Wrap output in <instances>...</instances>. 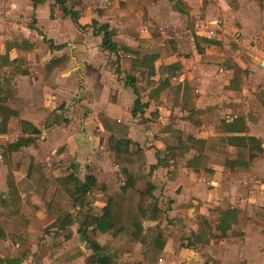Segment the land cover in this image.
I'll use <instances>...</instances> for the list:
<instances>
[{
  "label": "crops",
  "instance_id": "1",
  "mask_svg": "<svg viewBox=\"0 0 264 264\" xmlns=\"http://www.w3.org/2000/svg\"><path fill=\"white\" fill-rule=\"evenodd\" d=\"M126 1L97 0L94 8L87 0H81L79 4L68 1L67 7L76 11L77 16L80 9L89 13L92 23L94 20H97L99 24L108 23L112 29L118 30L114 40L118 39L131 48L139 46L146 48L150 42H141L142 40L152 39L154 42L156 41L157 45H163L166 40L170 39L176 41L177 51L173 55L165 58L160 57L155 61L153 76L148 78L144 68H139L136 71L135 75L139 81L137 84L138 93L135 92L132 85L127 83L125 57H130V54L124 57L120 52L121 56L118 57L116 53L103 49L101 46L102 35L94 33L92 23H87V25L82 23L87 22L84 16L81 17L82 22L80 23L79 16L78 19H73L70 14H65L64 6L60 4L56 5L55 14L51 16L50 6L55 0H47L42 3H35L34 0H0V82L1 86L11 93L8 98L9 104L15 109H22L27 105L43 104L51 111L64 113L70 123L69 126H65L68 123H63L45 127L44 120L41 119L36 124L41 133L32 134L33 144L24 145L13 152L0 146V186L2 189H0V194L5 196L10 193L12 196L10 199L15 200L14 205L0 206V210L15 209L20 201H25L23 192L28 186L24 180L27 168L20 165L25 156H33L35 161L47 165L57 178L74 173L80 179L85 180L78 175L77 171L84 169L86 172L89 167V172L86 175H94L98 182L104 181L107 172H112L119 181H123L124 175L113 163L115 154L109 147L111 133L105 130L99 119V114L103 113L111 121L116 120L122 125H127L128 137L145 149L147 164L143 169L141 179L137 182V188L146 192L148 185H154L151 193L153 197L150 194L144 196L148 202L153 201L155 197L167 211L157 222L148 223L157 231L162 230L169 235L161 264L177 263L180 254L185 262L183 264H209L201 254H195L197 247L208 244L214 239L228 240L231 236L244 237V239L240 241L241 243L236 246V249L225 252L226 257L233 256L232 258L237 257L238 259L240 256L239 262L244 261V264H262L264 254L260 251L264 247V221L257 218V212L264 211V153L258 160L256 158L249 164L225 163V165H218L217 161H211L208 166L211 168L209 172L205 168L195 170L187 166V161L197 152L195 149H191L180 158L176 165L169 167L161 165L154 170H151V167L158 164L159 156H165L166 147L161 141V137L169 136L170 132L179 131L184 139L189 135L203 139L227 135L219 124L208 122L204 113L209 110L217 114L218 119L227 121L234 119L238 114L244 116L249 127V132L245 135L261 138L264 146V113H262L264 110V0H169L175 12L186 16L188 20L191 18L193 21L190 28L186 27L185 32L187 35L189 34L188 38L191 40L193 54L200 62L206 63L201 68L204 70L203 74L191 82L185 81L186 74H183L181 64L178 61H173L179 50L176 38L169 35L164 29L165 25L151 31L148 26H152V22L148 26L146 25L145 29L135 27L132 21L136 16L133 15L140 16L138 9L142 6V0H135L132 9L127 14L122 7ZM232 1H234L233 4H231ZM44 5H47V16L50 18L47 19L48 23L50 20L54 21L53 24L57 31H63L66 34L61 41L53 38L52 34L45 31L43 24L41 25L40 8ZM237 22L240 27L236 26L235 31L233 26ZM218 23H220L219 26ZM81 24L87 26V32L83 34L77 27V25L82 26ZM137 24L139 25V23ZM214 29L216 33L210 34V31ZM135 34L137 36H134ZM44 35L47 39H51L55 45L62 47L51 49L49 44L44 41ZM234 35L240 37L236 39L239 44H245L250 48L248 51L250 59L259 60L258 62L248 67L239 60L240 58H236L234 49L231 50L232 53L224 54L223 50L229 47L233 39L231 37ZM237 52L240 53L241 49ZM64 55L70 56L66 69L56 73L51 80L47 81L46 65L53 58ZM221 57H225V60H220ZM112 60H117L115 65ZM233 61L249 72L247 86L239 91L229 88L231 80L236 74L234 67H230ZM171 64H177L179 67L175 73L168 68ZM118 69L120 72H117ZM165 83L168 84L165 85ZM186 83L190 87L191 95L192 90L199 93L195 110L198 113L203 111L201 114H203L204 122L193 120L190 116L193 111L186 108L189 106L183 100V88ZM178 85L182 87L181 92L174 100L178 103L176 102L175 105L168 103L171 87ZM142 86L145 87V92H142ZM142 95H146L145 99ZM138 97L147 106L134 115L133 108ZM65 102L68 103L65 104ZM73 102L76 105L69 107L72 108L71 113L64 112L69 106L68 104ZM252 108L253 111H251ZM181 111H185L186 114L183 115ZM258 111L260 113H257ZM75 112H77V117L81 115L80 118H77L80 126L72 125L75 123L74 120L71 121L72 114ZM177 114L181 117L185 116V120L181 121V124L172 125L171 122H168L170 116ZM153 115L159 118L154 120L156 118H152ZM21 120L17 117L10 118L9 130L6 133H0L2 143L10 144L17 142L20 138L29 137V134L22 129ZM193 123L198 126L201 124V130L197 128L196 131L192 130L195 128ZM77 127H80V130L75 135L73 143L66 141L68 137L59 132L64 128L76 130ZM64 145L67 148L64 149L62 147ZM229 151L230 155L234 157L236 149L231 146ZM70 153L73 155L71 156ZM12 161L15 168L11 166L12 172L7 176V162L11 165ZM16 173L21 176L18 177ZM52 188L54 190L51 194ZM57 188V185L50 186L45 199L51 200ZM225 199L237 209L238 220L231 224L227 236L221 238L217 237L221 235L217 230V224L221 217L220 211L225 205ZM90 200L91 208L86 209L85 214L92 212L95 207L103 209L108 201L106 194L99 189L93 190ZM242 207L247 208L250 212L249 216L262 224L260 230L252 226H244ZM209 208H214L219 215L216 225L213 226L206 216L196 222V216L200 211ZM70 210L71 208L68 212ZM74 210L78 211L74 213ZM80 213L81 211L76 208L72 211L76 223L73 225L71 238L61 239L63 248L58 251L59 254L57 253L59 255H57L58 264H62L59 259L60 255L74 247L79 246L83 251L91 253L78 232L77 221L81 217ZM206 221L212 228L211 235L213 236L209 235L210 241L200 244L194 242L190 247L182 248L178 255L175 247L171 246L176 245L179 233L183 230L187 232V238H190L193 233H198L203 229ZM239 226L241 230L237 231L236 228ZM75 233L80 235V244L67 248V242L73 239ZM7 234L9 239L0 240V242L13 240L15 235L10 237L8 231ZM39 235L37 239L39 238L40 244ZM104 236L108 239V234ZM29 242L31 241L26 244ZM137 248L139 249L140 245ZM89 254L87 253L86 256L88 257ZM84 255L85 253L81 256ZM76 259L66 264L75 262ZM25 261L26 259L22 261V264ZM233 261L221 260V264H236L238 262V260ZM217 262L220 264L219 260ZM210 264H214V261H211Z\"/></svg>",
  "mask_w": 264,
  "mask_h": 264
},
{
  "label": "trees",
  "instance_id": "2",
  "mask_svg": "<svg viewBox=\"0 0 264 264\" xmlns=\"http://www.w3.org/2000/svg\"><path fill=\"white\" fill-rule=\"evenodd\" d=\"M34 1L35 3H42L47 0ZM68 1L73 4L81 2V0H55L50 6L51 16L55 14L56 5L60 4L64 6L65 14H70L73 19H78L77 12L67 7ZM135 2V0H127L125 5L122 6L126 14L132 9ZM92 25L94 33L102 35L101 46L103 49L116 53L118 57L121 56L120 52L124 57L130 54V57H125L127 83L134 87L136 93H138L137 84L139 83L135 75L136 71L139 68H144L147 71L146 76L150 78L155 74V61L160 57H169L177 51V43L173 39L166 40L163 45H157L156 41L154 42L152 39L142 40L141 42H150L146 48L141 46L131 48L118 39L114 40L118 30L112 29L108 23L99 24L97 20H94ZM44 41L49 44L51 49L62 47L61 45H55L45 35ZM219 59L225 60V57ZM69 60V55L53 58L45 67L46 80H51L56 73L65 70ZM231 65L230 67H234L236 74L231 80L229 88L239 91L247 86L249 72L235 61ZM168 68L175 73V70L179 67L177 64H171ZM117 72H120V69ZM181 90L180 85L171 87L167 102L175 105L177 101L174 102V100ZM9 96H11L10 91L4 89L0 82V133H6L9 130L8 124L11 117H17L22 119L23 131L29 134V137L20 138L17 142L10 144H4L0 141V146L6 147L10 152L17 151L24 145L34 143L32 134L41 133L36 125L39 120H44L45 127L68 122V119L62 113L51 111L43 104L27 105L22 109L12 108L8 102ZM190 96V87L186 83L183 88V100L186 101ZM146 106L147 104L143 103L138 97L135 101L133 114L137 115L139 110ZM210 111L206 112L208 122L219 124L227 135L208 139L189 135L184 139L182 133L178 131L172 132L169 136L161 137V141L166 147L165 156H159L158 164L153 165L151 170L161 165L166 167L176 165L180 158L185 156L191 149H195L197 152L187 161V166L195 170L205 168L209 172L211 169L208 166L211 161L224 160L225 163L233 165L249 164L264 153L261 138L249 134L245 135L249 132V127L244 116L238 114L234 119L227 121L226 119H218L216 114ZM199 113H203V111ZM99 119L105 130L111 133L109 147L115 154L113 163L121 170L125 177L124 180L119 181L112 172L105 173L103 182H98L92 174L86 175L85 180L80 179L74 173L57 178L51 173L47 165L35 161L33 156H25L20 163V165L27 168V175L24 180L28 183V186L23 192L24 199L33 211H41L53 219L51 227L57 229L53 233L52 253L63 248L62 238L69 239L73 234V225L76 221L73 214L68 212L69 207L72 206L81 211V217L77 221L79 224L78 232L81 234L86 247L91 251L87 257L88 264H161L160 261L169 236L164 231L158 230L155 237L151 238L147 234L146 225L148 222H157L165 211L155 197L153 201L146 205L142 203L144 195L150 194L152 196L154 185H148L146 192L137 188V182L141 179L143 169L147 164L145 149L128 137L127 125H122L116 120L111 121L103 113L99 114ZM231 146L236 149L234 157L230 155L229 147ZM52 185H57L58 188L54 197L47 200L45 195ZM95 189H99L106 194L107 204L98 214H85L84 211L91 208L90 197ZM11 197L10 193L5 196L0 194V206L14 205L15 200L10 199ZM224 203L217 224V230L221 233L217 237L221 238L227 236L231 224L238 220L237 209L232 207L227 199ZM257 218L264 221L263 210L257 212ZM211 230V225L206 221L200 232L193 233L188 238L186 246L190 247L194 242L198 244L208 243L210 236H213ZM105 234H108V239L103 242L101 238ZM38 235L37 227L33 223L27 222L26 230L19 235H15L13 240L15 243L26 244ZM8 239L6 228L0 223V240ZM138 245H140V248L135 250ZM83 254V249L77 246L62 253L59 259L62 264H66ZM23 260L24 257L17 259L0 255V264H22Z\"/></svg>",
  "mask_w": 264,
  "mask_h": 264
},
{
  "label": "rangeland",
  "instance_id": "3",
  "mask_svg": "<svg viewBox=\"0 0 264 264\" xmlns=\"http://www.w3.org/2000/svg\"><path fill=\"white\" fill-rule=\"evenodd\" d=\"M87 1L90 3V6L92 8H94L95 5L97 4V0H87ZM233 3H234V1L231 2V4H233ZM141 5L142 6L139 7V9H138V13L140 16L133 15L136 17L132 21V24L135 25V27H142L143 29H145L148 26V24H150V22H152L153 25L148 26L150 31L158 29L161 25H165L166 28H164V29H166V31L169 33V35L173 36L178 41L179 50L176 53L177 56H175L173 58L174 59L173 61H178L181 64L182 72H183V74H186L185 81L191 82L194 79H198V76L203 74V71H204L203 69H201V68H203L202 65H205L206 63L200 62L199 59L196 58V56L191 51V45H190L191 40L188 38L189 34L187 35L185 32V30L187 28H190V25L193 24V21L191 20V18H190V20H188V18L186 16L175 12L172 9L171 3L169 2V0H142ZM40 9H41L40 10V16H41V22H42L41 25L43 24V28L45 29V31H47L49 34H52L51 36L53 38H56L57 40L61 41L63 36L66 34L63 31L62 32L57 31V29L55 28V25L53 24L54 21L50 20V23H48L47 19H50V18H49V16H47V5L42 6ZM60 15H63V13H60ZM89 15H90L89 13H86L85 11L83 12L82 9H80L78 12L79 22L80 23L82 22L81 17L84 16L85 20L87 22H82V23H85V25H87V23L91 24L92 18H90ZM56 17H57V15H56ZM137 23H139V25ZM81 25L82 26L77 25V27H78L79 32H81L83 34V33L87 32L86 31L87 26H85L83 24H81ZM236 26L240 27V24L238 22L234 24L233 28L235 31L237 29ZM70 33H71V31H70ZM134 36H137V35L135 34ZM231 38H233L235 40L232 39V42L229 44L230 48L228 47V48L223 50L224 54H226L227 52L230 53L231 50L234 49L235 51H233V52H235L236 58H240L239 60L241 62L243 61L248 67L252 66L253 64H255L256 62L259 61V60L253 61L250 59V54L248 53L250 48H248V46L245 44H241V43L239 44V42H237L236 39H239L240 38L239 36L234 35ZM79 40H80V38H79ZM249 45L252 46L253 44L252 45L249 44ZM235 47H237V48H235ZM239 49H241L240 53L237 52V50H239ZM112 62H113V65H115L117 60H112ZM171 79H172V77H171ZM173 81H175V80H173ZM144 88H145L144 86L141 87V89L143 90L142 92H145ZM78 92H79V90H78ZM198 94L199 93H197L195 90H192V95L190 96L189 99H186L185 104L189 105V106H186V108H190V111H193L190 114V116H191V118H193V120H199V121L204 122V119L202 118L203 114L198 113L197 110H195V104L199 98ZM145 96L146 95H142V97L144 99H145ZM71 99L73 100V98H71ZM66 103H68V102H65V104ZM68 105L69 106L66 107L64 112L66 111V112H69L68 114H70L72 108H69V107L74 106L76 104L73 102L71 104L69 103ZM259 109H260V107H259ZM251 111H253V108ZM181 112H183V115L186 114L185 111H181ZM210 112H212V111H210ZM257 113H260V111H258ZM262 113H264V110H262ZM204 114H206V113H204ZM63 115L65 116L64 113H63ZM72 116H73V118L71 119V121L74 120V122H75L72 125L80 126V122L78 123L77 118H80L81 115H79L77 117V112H75L72 114ZM152 118H156L154 120H157L159 117L153 115ZM184 120H185V116L181 117V116H179V114H177V115L170 116V119L168 122H171L172 125L173 124L175 125V124H181V121H184ZM200 123H202V122H200ZM69 124L70 123L66 124L65 126H69ZM193 126L195 128H192V130H195V131H196V128L201 130V127H202L201 124L199 126L194 124ZM79 130H80V127H77L76 130H74L73 128H68V129L64 128V129H60L59 132L64 134L66 137H68L66 139V141H70L73 143L75 141L74 137H75V135H77L79 133ZM170 133H172V132H170ZM184 133L187 134V132H185V131H184ZM164 137H166V136H164ZM74 145H76V144H74ZM62 147L64 149L67 148L66 145H64ZM70 155L72 156L73 154L70 153ZM258 159H259V157L257 158V160ZM214 162H216V161H214ZM7 164H8V168L6 167L7 176H9V173L12 172L11 166H12V168H15V165L13 164V161H12L11 165L9 162H7ZM216 164L225 165V162H224V160H219V161H217ZM89 169L90 168L88 167V170L86 172H84L85 171L84 169L77 171L78 175L81 176L82 178H85L86 174L89 172ZM16 175L18 177L21 176V174H19V173H16ZM0 189H1V186H0ZM53 190H54V188L51 189V194L53 193ZM145 196L142 199V203L144 205L149 203L147 198H145ZM49 197H50V195H49ZM23 198H24V194H23ZM159 205H160V203H159ZM70 208H71L70 212L72 213L74 207L71 206V207H69V209ZM161 208L164 209L165 212H167L166 209L163 208L162 206H161ZM76 209H78V208H76ZM101 209H102L101 207H95V209H93L92 212H90V213L95 212V214H98L101 212ZM242 210H243V213H242L243 220L245 221V222H243L244 226L245 225L246 226H252V227H255L258 230H260L259 228L262 226V224L257 222L253 217L249 216L250 212L247 208L242 207ZM75 211H78V210H74V213H75ZM203 216L204 217L206 216L210 220L211 224L213 226H215L219 215L215 211L214 208H209L208 210L204 209V210L200 211L198 216H196V222L198 221V219L200 221L201 217H203ZM27 222L33 223L37 227L38 231H40L39 234L41 236L39 235V237H40L41 243L39 244V241H38L39 238L37 239L38 236L35 238L36 240L35 239H34V241L32 240L31 242H29L25 246L16 245L14 243V240H12V239L9 241H2V242H0V254L3 256H6V257H8V256L24 257V259H26L24 264H58L57 257L59 256L58 255L59 250L55 253H52V250H51V245H52L51 241H53L52 236H53V233L57 229L56 227H51V223L53 222V219L51 217H49L45 213L43 214V212L39 213V212L33 211L32 208L26 203V201H24V202L20 201V203H18L17 206L15 207V209L0 210V223L4 228H6L10 237H12L14 235H19L22 232H24L26 230V227H27ZM148 223H151V222H148ZM148 223L146 225L147 226V234L149 237L153 238V237H155V235L157 233V229H155V227L153 228V226H149L150 224L148 225ZM236 229H237V231H240L241 227L239 226ZM48 230H50V231L48 232ZM243 239H244V237H237V236H231V237H229L228 240H226V239H222V240L221 239H214L211 242H209L208 244L198 246L196 251H195V254L196 255L201 254L203 257H205V260L207 259L209 264L211 263V261H214V264H219L217 262V260H219L220 264H221V260H223V261L226 260V261H231V262H234L233 260H238V262L236 264H244L245 263L244 261L239 262L240 256L238 257V259H237V257L232 258L233 256L232 257L229 256V258H228V257H226L227 254L225 253L227 251H230V249H236V246L239 243H241L240 241ZM102 241L103 242L107 241V237L104 236L102 238ZM187 241H188L187 232H184L182 230V232H180L179 235L177 236L176 245L171 246V247L172 248L175 247L176 252H178V255H179L182 248H185ZM76 244H80V235L78 233H75L73 239L70 242H67L66 247L70 248ZM25 249H27V250H25ZM135 250H138L137 246H136ZM260 252H263V254H264V247ZM84 253H85L84 256L77 258L75 262H71L70 264H87V262H86L87 256L86 255H87V253L89 254V251L88 252L84 251ZM216 256H218V257H216ZM182 257L183 256L180 254V259L175 264L185 263V262H183L184 260ZM262 264H264V262H262Z\"/></svg>",
  "mask_w": 264,
  "mask_h": 264
},
{
  "label": "built area",
  "instance_id": "4",
  "mask_svg": "<svg viewBox=\"0 0 264 264\" xmlns=\"http://www.w3.org/2000/svg\"><path fill=\"white\" fill-rule=\"evenodd\" d=\"M219 24L220 23H218V26H219ZM215 33H216V30L215 29L210 31V34H215ZM161 261H162V259H161Z\"/></svg>",
  "mask_w": 264,
  "mask_h": 264
}]
</instances>
